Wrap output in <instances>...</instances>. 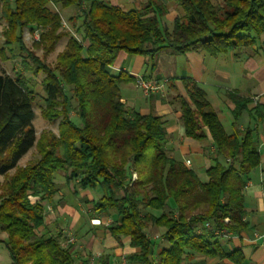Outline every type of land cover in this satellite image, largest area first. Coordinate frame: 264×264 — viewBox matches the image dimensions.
Returning <instances> with one entry per match:
<instances>
[{
	"label": "trees",
	"instance_id": "16d2710c",
	"mask_svg": "<svg viewBox=\"0 0 264 264\" xmlns=\"http://www.w3.org/2000/svg\"><path fill=\"white\" fill-rule=\"evenodd\" d=\"M169 2L179 10L171 27L166 19ZM50 4L78 9L69 18L65 49L55 65L37 55H32L33 63L21 65L32 76L42 74L41 112L45 119L59 120V134L46 130L37 136L33 79L21 71L0 73V175L5 176L0 231L7 233L2 241L11 264H74L67 234L36 233L45 224L44 202H52L59 191L58 171L66 183L103 192L93 209L99 216L116 210L118 219L107 228L117 239L128 237L137 249L127 254L131 264H183L194 252L242 264L241 249L227 252L213 229L241 233L248 228L244 189L261 159L253 129L228 133L203 87L182 79L187 95L177 99L185 135L204 140L209 133L216 147L207 169L209 181L203 183L167 151L164 117L141 114L122 101L121 87L136 78L126 71L113 74L110 67L120 51L151 57L150 69L155 56L167 49L210 56L251 49L264 55V0H145L142 7L129 10L104 0H1L6 47L17 43L24 48L19 31L27 23L46 26L53 21L60 26V10L52 11ZM46 34L49 47L62 36ZM2 52L7 54L5 48ZM229 97L237 118L248 109L249 99L235 93ZM254 112L258 121L264 120V105L257 104ZM32 147L40 159L19 166ZM150 225L169 243L157 254Z\"/></svg>",
	"mask_w": 264,
	"mask_h": 264
},
{
	"label": "crops",
	"instance_id": "0c3cea01",
	"mask_svg": "<svg viewBox=\"0 0 264 264\" xmlns=\"http://www.w3.org/2000/svg\"><path fill=\"white\" fill-rule=\"evenodd\" d=\"M118 5L124 10L135 7L136 0H104ZM145 0H139V8ZM172 21L178 16L179 10L173 3H168ZM167 16V15H166ZM152 59L140 54H128L120 51L114 64L110 67L113 74L126 71L130 75H149L150 79L164 81L165 86L158 91L144 94L136 82L121 87L122 101L141 114H157L165 119L168 132L166 149L176 160L193 169L201 182L209 181L207 169L213 164L211 154L216 152L211 135L204 140L187 137L181 120L178 95L186 96L182 79L191 78L197 81L207 93V97L228 133L235 129H253L261 154L259 165L248 175L244 189L246 209L245 220L248 228L241 233H233L219 240L228 252L241 249L245 260L242 264H264V120L258 121L254 108L257 104L264 105V55L253 50L242 53H225L210 56L202 51H188L174 54L170 49L161 51L153 59V68H149ZM112 72V71H111ZM235 93L249 99L248 109L235 118V102L229 97ZM190 163H187V161ZM232 162V160H228ZM61 189L52 202L45 204V224L41 231L47 234L64 232L73 234L78 241L72 244L74 264H84L88 256L99 254L100 259L108 264H116L121 256L136 251L130 246L128 237L115 238L107 228L118 219L116 210L110 209L107 215L99 216L94 211V203L103 192L98 188H80L77 183L69 182ZM66 187V188H65ZM95 193L93 195L91 191ZM102 194V195H101ZM101 195V196H100ZM72 199V200H69ZM85 219L86 223H85ZM85 228V229H84ZM0 264H11L3 239L7 233L0 231ZM81 235V239L79 238ZM156 242V254L166 247L165 239ZM6 256L9 258L6 263ZM102 261H99L101 264ZM183 264H237L228 258L208 257L200 253H189Z\"/></svg>",
	"mask_w": 264,
	"mask_h": 264
},
{
	"label": "rangeland",
	"instance_id": "374dc122",
	"mask_svg": "<svg viewBox=\"0 0 264 264\" xmlns=\"http://www.w3.org/2000/svg\"><path fill=\"white\" fill-rule=\"evenodd\" d=\"M138 1L139 0H136V5H135V7H132V9L139 8ZM48 8L51 9L52 11H55V12L60 10V13L62 16V24L58 27H54L53 21L49 22L48 25H46V26L44 24H42V25L39 24L37 21L31 22L29 24L28 23L25 24V26L23 28H21V30L19 31L20 37L23 40L24 48H22V49H20L19 44H17V43H12L9 46V48L6 47L3 31L5 30L7 23L5 20L0 18V73L5 71V72H8L10 74H17L21 71L23 75L25 73L27 75V77H30L31 79H33L34 85H32V89L35 91V97H36L35 106H34L35 116L33 119V124L35 126L37 136L41 135V133L43 131H46V130L47 131H53L56 134H59V129H58L59 120L50 121V120L45 119L43 117L42 112H41V106L43 104V98H44L45 93H44L43 88L40 84V81H41L43 76H42V74L38 75V76H32V74L30 72H25L26 70L21 65V62L22 61H28L29 63H33L32 55H37L38 57L42 58L44 61H46L52 65H55L57 62L58 55L65 49V46L67 43V36H66L67 31L66 30H68V28H66V26H64L63 21H65L67 23V25H69L71 27V23L69 21V18H70V16L76 14L78 11V9L76 7H68V8L57 7L56 8L52 4H50L48 6ZM0 13H1V0H0ZM166 19L168 21V26L171 27L172 26L171 25L172 24V17H171L170 13L167 14ZM77 25H79V21L77 22ZM36 28L39 29V33H40L39 39H34V38L30 37V34H31L30 32ZM54 31H55V35H57V36L62 35V36H60L61 39L55 43L54 47H49L51 41L49 40V37H48L49 34H46V33L50 32V34H51ZM4 48L6 49V52H7L6 55L3 54V52H2V50ZM243 50L249 51L251 49H243ZM111 71L113 73V70H111ZM39 159H40V153L37 151V149L35 147H32L20 159L18 165L25 167L26 165L36 163ZM14 172L15 171L13 170L10 174L12 175ZM133 173H135V172H133ZM133 175H132V181H135L137 178L135 180H133ZM61 180L64 181V173L62 171H58L55 173V182L57 183V185L61 189H63L65 184L62 183ZM4 182H5V176L0 175V187H2ZM93 192L91 191V193L93 195H95V193H93ZM69 200H72V199H69ZM154 213L158 214L157 211H154ZM45 215H46V212H45ZM83 220H85V219H83ZM85 223H86V220H85ZM40 229L41 228H39L36 232L37 236L43 235L45 237H48V236L57 234V233H54V234L48 233L47 234L46 232L42 233L43 230L41 231ZM72 233H73V235H75L74 231H72ZM148 234L150 235V237H152L156 241L164 239L162 237V233H161L160 229H158L156 226L151 227V225H150L148 228ZM80 236L81 235H79V238H80V240H82ZM75 241H78L77 237H75ZM165 243H166L165 246L169 245L168 242H165ZM5 260H6L5 262L8 263L9 258L6 256Z\"/></svg>",
	"mask_w": 264,
	"mask_h": 264
},
{
	"label": "built area",
	"instance_id": "2783aa9c",
	"mask_svg": "<svg viewBox=\"0 0 264 264\" xmlns=\"http://www.w3.org/2000/svg\"><path fill=\"white\" fill-rule=\"evenodd\" d=\"M64 26H66V28H68L70 30V26L67 25V23L65 21H63ZM30 37L34 38V39H39L40 37V33H39V29L36 28L33 31L30 32ZM136 85L142 89V91L144 92V94H149L151 92L154 91H158L161 90L164 86L165 83L167 82V79L164 81H157L154 79H145L142 75H136ZM187 163H190V161L188 160ZM133 180H135L137 178V173H133ZM226 221L229 220V218L225 219ZM205 226L207 228H212V225L210 222H206ZM215 237L220 240L224 237H229L232 233L226 229H213ZM75 242V237L73 234H68V239H67V243H74ZM100 261V255L99 254H93L88 256L87 261L84 264H99ZM116 264H131L127 258V256H121L120 259L117 261Z\"/></svg>",
	"mask_w": 264,
	"mask_h": 264
}]
</instances>
